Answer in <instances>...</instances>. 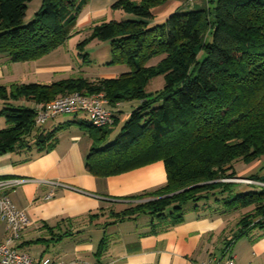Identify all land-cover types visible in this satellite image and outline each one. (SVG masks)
<instances>
[{"label": "trees", "instance_id": "trees-1", "mask_svg": "<svg viewBox=\"0 0 264 264\" xmlns=\"http://www.w3.org/2000/svg\"><path fill=\"white\" fill-rule=\"evenodd\" d=\"M30 1L0 0V53L11 61L34 60L63 45L77 32L89 0H42L24 22ZM167 1L115 0L110 8L134 18L93 22L77 44L81 52L94 39L108 42L106 65L126 68L115 77L0 86L7 125L0 129V153L28 148L35 124V108L10 100L41 103L72 92H103L108 104L135 100L113 141L108 138L119 121L113 113L110 126L83 122L93 140L86 161L92 174L118 175L156 161L164 167L162 186L127 196L137 202L112 214L175 222L188 209L198 217L226 215L235 230L224 252L247 229H264V0H208L154 22L152 9ZM160 74L163 87L147 92L148 81ZM55 130L33 134L37 151L56 145ZM253 162L249 174L241 173ZM236 177L260 184L241 191V182L221 181ZM195 184L201 185L185 189ZM148 198L156 199L140 201Z\"/></svg>", "mask_w": 264, "mask_h": 264}, {"label": "crops", "instance_id": "crops-1", "mask_svg": "<svg viewBox=\"0 0 264 264\" xmlns=\"http://www.w3.org/2000/svg\"><path fill=\"white\" fill-rule=\"evenodd\" d=\"M111 3V0H101L88 10V4L92 5L89 0L76 26L79 20L100 14L102 6L108 8ZM162 6L165 7L163 20L179 9L181 1H167L157 8ZM154 22H159L155 16ZM60 48L27 61H11L0 53V86L9 89L12 84L50 83L72 77L73 64L65 56L52 58V63L41 62ZM108 60L109 52L102 62L106 65ZM78 69L79 75L88 80L106 76L97 75L88 65ZM125 70L123 66L111 76ZM42 74L47 75V80L39 78ZM10 103L35 109L39 104L32 100H10ZM137 103L132 100L106 104L118 118L119 130ZM2 105L0 100V109ZM57 117L34 124L32 134L26 138L28 148L0 153V181L3 182L0 193L8 195L29 218L18 244L20 252L29 254L35 261L48 257L59 264H200L210 256H222L223 247L235 230L226 215L198 217V212L188 209L179 222L148 214L124 220L115 218L112 212L137 202L125 199L127 196L152 191L165 183L162 162L118 175H94L86 167L93 142L88 127L83 124L89 123L88 117L81 112ZM6 126L0 117V129ZM54 129L56 145L37 151L33 134ZM152 199L156 198L140 201ZM6 235L5 223L0 221V242ZM229 252L236 264H264V229H247L234 240Z\"/></svg>", "mask_w": 264, "mask_h": 264}, {"label": "built area", "instance_id": "built-area-1", "mask_svg": "<svg viewBox=\"0 0 264 264\" xmlns=\"http://www.w3.org/2000/svg\"><path fill=\"white\" fill-rule=\"evenodd\" d=\"M107 103L103 92L92 95L72 92L39 103L36 108L35 123L43 124L59 114L72 115L81 112L96 128L110 126L113 123V116L106 108ZM2 185L3 182L0 181V187ZM0 221L5 223L7 231L5 239L0 242V264H59L48 257L35 261L29 254L18 250V244L29 224V218L25 211L17 208L5 193H0ZM229 249V247L225 248L221 257L210 256L200 264H236L235 257Z\"/></svg>", "mask_w": 264, "mask_h": 264}, {"label": "rangeland", "instance_id": "rangeland-1", "mask_svg": "<svg viewBox=\"0 0 264 264\" xmlns=\"http://www.w3.org/2000/svg\"><path fill=\"white\" fill-rule=\"evenodd\" d=\"M41 1L42 0H31L30 2L27 3V9L25 12V16H24V22H27L29 20H31L35 14V11L40 7L41 5ZM112 3L115 0H111ZM137 1V0H136ZM101 0H92V5L88 4V10H90V8L100 4ZM208 2V0H182L181 2V6L182 8H193L196 6H200V5H205ZM91 4V2H90ZM111 5V4H110ZM162 5V4H160ZM158 5V6H160ZM158 6L154 7L157 8ZM152 9L153 10V15L155 16L157 21L162 20V18L165 16L164 11L165 7L162 6L161 8H157V9ZM87 10V9H86ZM109 10V11H108ZM100 14L98 12V14H95L93 17L87 16L86 19H81L78 21V25L76 26V30L77 32H75L74 34H72L63 45H61V48L58 49L57 51H54L55 53H53V55H49L48 57H44V59L41 60L42 64H47V63H52L51 61L52 58H57L60 57L61 55L67 59V61H71V65L73 66L72 68V72L71 75L72 77L78 76L81 71L78 69L79 67H85V66H89L91 68H93V70L95 71V73H97V75H106L105 77H113L111 75H113L112 73H116L117 70H121L123 68L122 65H116L112 68H107L102 60L103 57H107L108 58V52H109V44L108 42H104V41H99V40H92L89 43H87L84 46V50L80 52V50L78 49L77 44L82 41L88 34H89V29L91 27V24L93 22H98L101 20H111V19H115L117 21H121V20H125V19H132L134 18V16L130 13L124 12L122 9H113L110 8L105 5L102 6V10H100ZM83 15V14H82ZM64 50H67L66 53ZM81 53V54H80ZM51 60V61H50ZM159 60V58H154L149 62V65H155L157 63V61ZM101 77V76H100ZM41 80H47V75H41L39 77ZM164 85V76L162 74L157 75L153 78H151L148 83L146 84V91L147 92H155L157 90H160ZM65 95V94H64ZM92 95V94H90ZM63 96V95H62ZM107 99V98H106ZM57 119L62 118V117H68L70 116V114H59L57 115ZM118 126V125H117ZM117 126H113L112 127V131L109 135L108 141H113L115 139V137L117 136V134L119 133V129ZM255 164H257L256 162L251 163V165H247V168H244V173L243 174H249V172H247L248 170H252L254 169ZM246 172V173H245ZM233 181V182H241L244 186H256L260 183H257L255 180H250L247 178H231V179H221V181ZM250 180L251 182H248ZM231 239L229 238L227 241H230ZM234 241L231 242L230 245L233 244ZM229 248H231L229 246ZM257 262V261H256Z\"/></svg>", "mask_w": 264, "mask_h": 264}, {"label": "water", "instance_id": "water-1", "mask_svg": "<svg viewBox=\"0 0 264 264\" xmlns=\"http://www.w3.org/2000/svg\"><path fill=\"white\" fill-rule=\"evenodd\" d=\"M198 185H201V184H195V185H193V186H189V187H187V188H185V189H189V188H191V187H195V186H198ZM185 189H183V190H185ZM180 191H182V190H180Z\"/></svg>", "mask_w": 264, "mask_h": 264}]
</instances>
